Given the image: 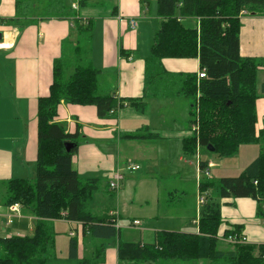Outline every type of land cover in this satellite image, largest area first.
<instances>
[{"label": "trees", "instance_id": "trees-1", "mask_svg": "<svg viewBox=\"0 0 264 264\" xmlns=\"http://www.w3.org/2000/svg\"><path fill=\"white\" fill-rule=\"evenodd\" d=\"M159 29L151 47L143 98H120L111 86L101 89V72L84 63L77 51L78 65L69 73L64 56L55 61L49 94L38 101V153L36 182L14 179L6 184V206L20 204L30 210L38 222L33 237L11 236L0 240V264H47L57 256L56 220L79 225L81 237L115 241L120 229L113 219L95 217L90 211L92 195L100 189V179H82L73 167L80 133H69L56 119L62 103L97 108L99 118H109L126 107L139 113L148 108L151 97L187 98L191 101L192 121L198 132L183 141L186 152L211 146L222 157H232L246 144H258L260 154L238 177L202 181L201 192L218 189L219 198H253L259 202L258 215L264 218V130L256 136V103L262 94L257 89L258 62L241 55V14H264V0H157ZM82 6L87 4L81 0ZM33 0H17L16 18L28 19ZM22 9V10H21ZM25 9V11H24ZM53 16L52 13H49ZM57 17V15H55ZM199 19V27L185 28L182 20ZM15 19H4L12 24ZM92 26L84 28L91 40ZM86 50V48L84 49ZM84 53V52H83ZM167 58H198L200 71L174 75L163 67ZM165 80L163 91L159 82ZM171 87V88H170ZM173 88V89H172ZM171 89V90H170ZM170 90V91H169ZM192 131V130H191ZM130 138H141L133 135ZM148 138V137H147ZM74 144L71 152L65 145ZM208 162H201L204 172ZM199 232L162 231L153 243L118 242L122 262L146 264L160 260L183 262L206 260L211 264H264V245H233L220 249L218 234L222 226L220 210L204 204ZM225 230L224 237L239 233ZM105 247V245L101 246ZM70 258L78 264H100L99 258H80L78 234L69 243Z\"/></svg>", "mask_w": 264, "mask_h": 264}, {"label": "crops", "instance_id": "crops-1", "mask_svg": "<svg viewBox=\"0 0 264 264\" xmlns=\"http://www.w3.org/2000/svg\"><path fill=\"white\" fill-rule=\"evenodd\" d=\"M80 1L33 0V7L41 3L46 4L41 15L29 12L28 19H17V0H0V32L5 31L7 35L6 47L0 48V59L3 63L0 62V218H6L7 227L11 226L8 225L7 220L8 216L12 215V211L10 206L5 205L6 184L14 179L29 181L36 170L38 101L49 94L55 61L65 55L66 47L78 51L80 39L77 38V30L80 29L82 35L84 28L92 26L89 47L81 53L83 55L81 60L99 70L103 79L111 82V89L118 97L135 99L144 96L151 48L134 51L135 39L128 41L126 35L129 34L128 32L137 34L139 22L151 19L149 15L152 2L157 0H86L87 4L84 6ZM49 6L56 10L49 11ZM49 13L58 14L56 17ZM4 19L15 20L9 25L3 23ZM133 20L137 24L135 30L131 27ZM241 21V55L254 60L264 59V14L243 11ZM181 23L185 28L198 27L199 19L182 20ZM136 39L138 41V37ZM163 67L169 74H191L199 72L200 62L198 58H167L163 60ZM256 81L257 89L261 91L264 87V67H260V64ZM155 99L183 100L184 98L151 97L148 99V108L144 113H139L128 106L118 114L104 119L99 118L97 108L93 105L62 103L60 106L56 120L64 124L69 133L77 131L80 133L79 148L73 158V167L80 177L107 179V187H109L114 173L121 172L125 175L120 189L113 193L116 197L115 208L106 207L101 214L95 215L90 204L89 208L95 217L107 219L109 217L118 223L126 217L133 221L146 219L150 223L159 225L163 189L167 192L166 195L169 197L171 195L167 186L163 185V180H168L170 177L172 158L176 164L185 163V160L182 156L178 159L174 156L176 148L174 142L176 140L178 145L183 135L174 132L180 113L164 111L156 120L149 119L146 113L150 108V102ZM256 110L258 119L256 136L259 137L264 130V94L257 100ZM192 134L193 132L189 131L186 135ZM133 135H140L141 138H130ZM249 149L254 151H248ZM242 150H245L246 157L241 156ZM180 151L178 150L177 155ZM259 154L258 144L242 145L234 156L236 161H239L238 169L233 170V176L224 174L217 180L240 176ZM201 162L203 161L199 162V168ZM207 162L209 163L207 169L210 172L208 180L211 181L214 180L211 170L220 168L221 165ZM133 163L141 168L137 171H129L128 167ZM181 168H177L180 177ZM199 170L201 171V168ZM201 182L199 181L198 194L201 193ZM206 192L210 199L211 190ZM95 193L92 195V203ZM209 199L206 200V204H210ZM215 202L213 204L220 210L222 218V226L218 234L220 249L232 248L221 247L223 242L227 243L223 235L228 229H238L239 233L247 238L249 244L264 245V218L258 215L259 202L256 199L219 198ZM14 221L12 225L22 227L24 222L39 220L30 210L21 207L20 216ZM191 223L199 225V221L195 219ZM9 229H4V233H8ZM152 231H156L157 234L168 230L161 228ZM169 232L195 233L179 229ZM74 234L81 237V233L77 230ZM88 238L91 237L87 236L85 239ZM103 242L105 247H98L91 257L83 255L82 249L81 258H99L96 261L102 260L100 264H115L116 260H119L118 242L114 243L113 247H109L110 242L113 241ZM153 242L143 241V243ZM84 248L86 251L90 249L86 253L89 254L93 247ZM201 261L200 264H211V261ZM170 262L174 261L160 260L146 264H170ZM122 264L134 263L122 262Z\"/></svg>", "mask_w": 264, "mask_h": 264}, {"label": "rangeland", "instance_id": "rangeland-1", "mask_svg": "<svg viewBox=\"0 0 264 264\" xmlns=\"http://www.w3.org/2000/svg\"><path fill=\"white\" fill-rule=\"evenodd\" d=\"M46 8V4H38L35 5V7L30 6L26 11H30L35 14H40L41 11H43ZM49 11H54L56 9L49 6ZM22 10V9H21ZM25 11V9H24ZM38 12V13H37ZM248 12V11H247ZM149 13V11H148ZM54 15H57L58 13H52ZM151 19L148 21H140V27L138 29L137 34H130L131 32H128L129 34L126 35V40H132L134 41V51L135 50H148L152 47L154 36L156 32L159 29L158 25V2L153 1L152 2V8L150 15ZM78 35L77 38L80 39L79 49L83 52L85 48L89 47L88 44V34L87 32H83L82 35L80 33V29L77 30ZM138 37V41L137 38ZM138 48V49H137ZM151 50V49H150ZM81 52V53H82ZM82 55V54H81ZM77 52L76 49L72 48L69 49V47H66L65 55H64V61L66 64V67L68 68L69 73L74 71L75 67L78 65V60L76 58ZM83 57V55H82ZM258 64H260V67H264V59H256ZM0 62L2 63L1 59ZM3 64V63H2ZM167 82L165 80H162L159 82V89L158 91H163L164 88L166 89L165 85ZM101 89L103 91V87L110 86L111 82L106 81L104 79L101 80ZM171 88V87H170ZM173 89V88H172ZM171 90V89H170ZM169 90V91H170ZM182 98V97H181ZM175 109V111H174ZM164 111H167L168 113L172 112H179V122L178 125L174 128L175 133H182L183 135L179 139V143L177 145V141L175 140L174 146L176 148L174 149V156L177 159L182 156L185 160V163H177L175 160H173V166L171 167L170 177L168 180H163V185L167 186L169 189V192L171 193L170 197L166 195V191L163 189V196L162 198V206L160 210V219L158 221L159 225L150 223L146 219H140L141 225L139 227H133V220H129V218H123L118 223V229L120 230V236L115 241L110 242L109 247H113L114 243L119 242V240L123 242H153L156 235V231L152 230H159L163 228L164 230L168 231H176L177 229L181 231H187V232H195L197 233L199 231V225H194L191 223L193 219L195 221L200 220L201 212L204 210L203 205H198V191H199V181H206L208 180V177L205 175V172L201 173L200 168L198 167L199 162H207L210 161L214 164L221 165L220 168L211 170L214 180L217 181L219 177H222L224 174L228 176H233V170L236 168L238 169V162L236 161V158L233 157H222L218 153L210 152L208 148L205 147H198L197 151L195 153L186 152L184 150L183 141L187 138L188 135H186L189 131L192 130V121L198 116V107H195V114L194 116L191 115V101L187 98H184L183 100H160L155 99L150 102V108L146 115L151 120H156L158 118V115L161 113H164ZM166 112V113H167ZM193 133H196L192 131ZM189 137V136H188ZM178 150H181L178 155ZM241 156L244 155L246 157L245 150H242ZM248 151H254L253 149H249ZM238 157V156H236ZM241 164H239L240 166ZM180 171L182 172L181 177L179 176L177 168H180ZM129 174V173H127ZM135 175V174H131ZM199 178L201 179H198ZM132 177V176H131ZM163 177V176H162ZM101 180V179H100ZM30 182L34 183L36 182V175L35 171L32 177L29 179ZM211 197L209 199L208 192H202V196L205 200L209 199L210 204L216 203L215 201L219 199V192L216 188H211ZM99 192L95 193V199L93 203L90 201V204H92V212L93 214H101L103 210L108 208H115V199L114 197L115 192H112L109 190V187H107V179L101 180L100 183V189ZM107 191V192H106ZM217 195V196H215ZM1 201V198H0ZM91 211V210H90ZM91 212V213H92ZM16 220V219H15ZM8 221V220H7ZM15 222V221H14ZM38 221H27L24 222L22 227L11 225L10 227L6 226V218L1 219L0 218V240L3 238L11 237V236H22V237H33L35 235V229ZM161 226V227H160ZM79 228V225L76 223H70L67 220H56L55 221V229L58 233L57 239H56V252L57 256L55 259L50 260L47 264H78L77 261L70 258L69 253V243L71 238L73 237L72 233H76V230ZM4 229H9L8 233H4ZM156 234V235H155ZM79 241V252H80V258L82 254V249L84 251L83 255L86 257H91L95 253L98 247H101L104 245V242L102 240H94L92 238L84 239L78 236ZM86 241V242H85ZM232 245H228L227 243H222L221 247H231ZM82 247V248H81ZM84 247H93L91 250L92 252L89 254H86L88 251L85 250ZM116 260V257H115ZM174 262H170V264H200L202 263L201 260H195L192 262L184 263L183 261L173 260ZM165 262V261H164ZM163 262V263H164ZM115 264H122L120 260H116Z\"/></svg>", "mask_w": 264, "mask_h": 264}, {"label": "built area", "instance_id": "built-area-1", "mask_svg": "<svg viewBox=\"0 0 264 264\" xmlns=\"http://www.w3.org/2000/svg\"><path fill=\"white\" fill-rule=\"evenodd\" d=\"M76 1V0H74ZM74 8H77L76 6H73ZM131 27L133 30H135L137 28V24L136 21L133 20L131 22ZM199 27V26H198ZM2 34V39L0 40V48H4L6 47V43H5V38L7 37L6 32H0ZM199 78H206V72L205 71H200L198 73ZM198 125L193 126L192 131L194 132H198ZM141 167L138 164H131L128 167L129 171H137L139 170ZM209 168V167H208ZM201 173H203L202 171H200ZM205 175L207 177H210V172L209 169H206L205 171ZM125 179V175L121 172H116L113 174L112 176V180L109 183V190L112 192H117L120 189V185L122 183V181ZM198 205H204L206 203V200L203 198L202 196V192L199 193L198 195ZM11 211H12V215L8 216V225H12L14 223V219H16L17 217L20 216V211H21V205L20 204H14L12 206H10ZM114 223L116 224V227L118 228V222L113 220ZM141 225V222L136 220L133 221V227H139ZM73 236H75L74 233H72ZM225 241L230 244V245H245V244H249L247 241V238L241 234V233H231L230 235H228L227 237L224 238Z\"/></svg>", "mask_w": 264, "mask_h": 264}, {"label": "water", "instance_id": "water-1", "mask_svg": "<svg viewBox=\"0 0 264 264\" xmlns=\"http://www.w3.org/2000/svg\"><path fill=\"white\" fill-rule=\"evenodd\" d=\"M1 39H2V34L0 33V40H1ZM65 148H66V151H67V152H71V151L73 150V148H74V144H72V143H68V144L65 145ZM208 150H209L210 152H215V149L212 148L211 146L208 147Z\"/></svg>", "mask_w": 264, "mask_h": 264}]
</instances>
